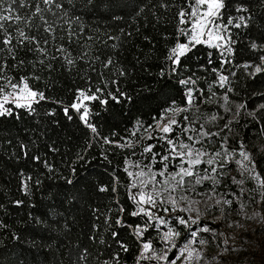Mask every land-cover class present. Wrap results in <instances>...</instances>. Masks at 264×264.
Instances as JSON below:
<instances>
[{
	"label": "snow or ice",
	"instance_id": "obj_1",
	"mask_svg": "<svg viewBox=\"0 0 264 264\" xmlns=\"http://www.w3.org/2000/svg\"><path fill=\"white\" fill-rule=\"evenodd\" d=\"M104 3L109 8V19H122L130 7L137 15L143 11L141 7H133L132 0H81L84 9L95 10ZM151 7L170 13L177 22L174 46L165 57L169 63L167 73L162 70L159 75L176 78L174 87L179 89L181 99H171L160 109L159 118L153 117L152 123L145 125L137 121L135 129L123 142L103 138L105 144L128 152L129 159L123 172L129 178L126 195L134 206L128 215L140 220L134 225L129 224L123 216L126 209L119 201H116L114 217L108 215L112 211L110 205L106 206L105 212L94 208V220L100 221L101 216L104 219L102 228L93 225V232L105 231L107 239L96 234L89 235V240L105 246L108 255L101 264H121L122 253L130 250L129 243L117 230L124 228L133 236L134 264H204L205 261L232 264L224 254L231 252L227 239L219 241L223 252L213 254L206 250L223 235L219 226H213L214 221L206 219V214L214 209L223 214L226 222L233 213L246 214L255 206L261 209L258 218L264 220V168L257 164L264 145L257 146L251 139L246 142L233 127H243L238 117L244 111L256 124L257 133L264 136V103L249 110L247 101L237 105L230 98L235 91L232 87L235 67L246 69V75L253 81L264 76V24L256 25L257 19L264 20L261 11L264 0H153ZM78 11L74 0H0V119L21 121L24 118L22 110L37 127H42L48 117L52 119L47 123L59 124L56 106L62 105L61 111L69 121L73 119L72 110L91 133L98 136V129L91 122V117L98 113L91 110L90 103L98 102L104 106L109 100L119 103L132 99L120 90L116 78L126 75V70L117 67L119 61L112 53L105 54L108 47L117 48L115 41L119 36L109 34L105 40L97 42L95 36L85 34L83 12L77 14ZM154 18L160 19L155 14ZM249 28L260 34L259 43L250 39L248 44L256 55L252 60L236 65L235 46L242 33L233 29ZM120 31L126 37L131 36L130 32ZM108 41H112L111 45ZM100 43H103V49H100ZM197 45H206L216 52L214 58L213 52L209 51L205 64L200 65L212 74L211 80L207 76L196 77L195 73L183 75L188 54ZM94 48L99 49L95 54ZM217 61V66H212ZM54 62H61L60 67L74 72L84 81L83 87L76 88L74 100L66 105L50 93L46 94V90L54 85L53 80L42 87L37 83L42 80L41 73L51 75L56 70ZM201 80L203 86H200ZM109 85L115 87L110 89ZM219 89L224 91L218 97ZM259 95L264 99V91ZM218 98L219 111L205 116L200 110L201 105L216 102ZM45 104L53 107L45 108ZM3 142L8 146L11 159L27 160L31 155V161L42 164L47 173L55 172L46 156L32 153L33 148H39V137L30 136L27 142L19 137H8ZM45 147L50 152L58 151L47 144ZM77 157L83 159L80 154ZM103 160L111 163L107 155ZM17 174L21 177L17 190L22 197H30L43 183L39 175L26 174L23 169H18ZM61 178L69 187L66 191H58L56 198L60 199L62 195L61 205L66 200L76 208L85 198L79 186L82 180L86 181V176L78 175L76 167H72L70 175ZM98 191L108 192L109 188L102 186ZM117 191L114 186L112 192ZM11 203L21 207L26 200L15 199ZM28 206L35 207L30 202ZM3 207L4 201L0 198V209ZM28 220H34L36 224L43 222L31 212ZM4 228L7 225L0 220V229ZM12 239L23 241V237L15 233ZM83 252H87V248L76 255L82 256Z\"/></svg>",
	"mask_w": 264,
	"mask_h": 264
},
{
	"label": "trees",
	"instance_id": "obj_2",
	"mask_svg": "<svg viewBox=\"0 0 264 264\" xmlns=\"http://www.w3.org/2000/svg\"><path fill=\"white\" fill-rule=\"evenodd\" d=\"M74 3L79 10L77 14L83 12L86 35L95 36L97 42L105 40L109 34L119 36L115 41L117 48L108 47L105 49V54L112 53L113 58L119 61L117 67L126 70V75L116 78L119 80L120 90L126 92L132 99L127 102L121 100L119 103L109 100L104 106L98 102L90 103L91 110L98 113L91 117V122L98 129V136L91 133L72 110L70 114L73 119L69 121L61 111L62 105L56 106V118L59 124L47 123V120L52 119L48 117L42 122V127H37L35 121L22 110L21 115L24 118L21 121L0 119V129L7 130L0 131V157H2L0 158V193H3L0 198L4 201V207L0 209V220L7 225V228L0 229V264H101L108 253L104 250V245L90 241L89 235L99 234L101 238L107 239V233L93 232V225L97 229L103 227L104 217L101 216L100 221L94 220L92 209L99 208L101 212H105L106 206L110 205L112 211L108 212V215L114 217L116 201H119L126 209L123 216L129 224L134 225L140 220L139 217L128 215V211L133 210L134 207L126 195L129 178L123 172V168L127 166L125 162L129 159L128 152L126 149L105 144L103 138L108 137L123 142L135 129L137 121H142L145 125L152 123L153 117L159 118L160 109L166 107L171 99L177 101L181 99L179 89L174 87L176 78H169L167 75L161 78L159 75L162 70L167 73L169 63L165 57L175 43L177 22L170 13H164V10L158 7H151L153 0H143V3L140 0H132L133 7L143 8L139 15L130 7L122 19H109L110 12L106 3L95 10L82 8L81 0H74ZM261 11L264 12V9ZM154 14L160 19L156 20ZM261 24H264V20L257 19V27ZM120 29L130 32L131 36L126 37ZM233 31L242 33L235 46L237 49L235 64L242 65L256 55L250 51L248 44L250 39H256L259 43L260 34L253 28L233 29ZM111 43L112 41H108L109 45ZM99 47L103 49V43H100ZM98 50L94 48L93 54ZM209 51L213 52L215 58L214 49H209L206 45H197L188 54L183 75L195 73L196 77L207 76L211 80L212 74L200 68V65L205 64ZM103 58L102 56L101 59ZM60 63L54 62L56 70L51 75L47 72L41 73L42 80L37 83L42 87L49 80H53L54 85L46 90V94L50 93L53 98L62 100L66 105L74 100L76 88L83 87L84 81L74 72L60 67ZM217 63L218 61L212 66H217ZM233 70L236 72L232 82L235 91L230 94V98L234 103L238 105L247 101L249 110L264 103V99L259 95L264 91V76H258L253 81L246 75L247 70L242 66H237ZM93 82L95 83V80ZM199 83L203 86L204 82L201 80ZM113 87L115 86L109 85L110 89ZM223 91L219 89L218 97ZM218 102L219 98L216 102L201 105V112L208 116L219 111ZM44 107L49 108L53 105L45 104ZM238 118L243 127L237 125L233 127L239 135L246 142L251 139L257 146L264 145V136L257 133L256 124L252 122L251 117H247L245 112L241 111ZM26 128L27 132H25ZM30 136L39 137V148H33L32 153L46 156L55 169L53 174L47 173L42 164L32 162L31 155L27 160L11 159L8 146L3 142L4 138L19 137L27 142ZM45 144L58 151L50 152ZM77 154L82 155L83 159H78ZM105 155L111 163L103 160ZM136 158L132 157V159ZM85 161L88 163L85 164ZM262 161H264V152L257 158V164L264 168ZM72 167H76L78 175L86 176V181L82 180L79 186V191L85 193V198L79 201L76 208L66 200L61 205L60 200L64 199L62 195L60 199L56 198L58 191L63 192L68 189L69 186L65 185L61 177L69 176ZM18 169H23L26 174L39 175L43 181L39 189L34 190L30 197H22L17 190L21 180L17 174ZM102 186H107L109 191L99 192L98 188ZM114 186L118 189L116 193L112 192ZM21 198L26 200L24 206L16 207L11 203ZM28 202L35 207H29ZM29 212L33 217H40L43 222L41 224H36L34 220L29 222ZM260 212V208L253 206L246 214L233 213L226 222L223 214L217 216L220 219L216 217L207 219L214 221L213 226H219V231L223 235L218 236L217 243L208 246L206 250L213 254L218 251L223 252L224 249L220 247L219 241L227 239L231 252L224 254L229 257L232 264H264V232L261 231L264 229V220L258 218ZM252 214H254L253 221L250 220ZM117 230L121 232V236L130 247L127 253H122L124 259L121 264L125 262L134 264L136 247L133 236L127 228ZM13 233L23 237V241L13 240ZM84 248H87V252H83L82 256L86 258L76 255ZM98 252L100 255L97 254Z\"/></svg>",
	"mask_w": 264,
	"mask_h": 264
},
{
	"label": "rangeland",
	"instance_id": "obj_3",
	"mask_svg": "<svg viewBox=\"0 0 264 264\" xmlns=\"http://www.w3.org/2000/svg\"><path fill=\"white\" fill-rule=\"evenodd\" d=\"M197 199H198V197H197ZM219 214H222V213L217 212L213 209L211 213L206 214V219H213V218L217 217ZM231 216H233V214ZM250 220H252V221L254 220V214H252V217L250 218ZM204 264H210V262L205 261Z\"/></svg>",
	"mask_w": 264,
	"mask_h": 264
}]
</instances>
